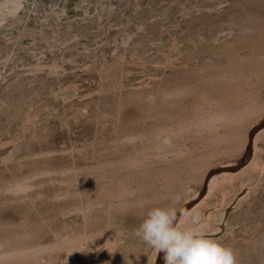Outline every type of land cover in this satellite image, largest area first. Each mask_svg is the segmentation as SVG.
<instances>
[{
  "label": "rangeland",
  "instance_id": "374dc122",
  "mask_svg": "<svg viewBox=\"0 0 264 264\" xmlns=\"http://www.w3.org/2000/svg\"><path fill=\"white\" fill-rule=\"evenodd\" d=\"M14 2L0 241L48 248L0 264H164L133 230L176 194L264 264V0Z\"/></svg>",
  "mask_w": 264,
  "mask_h": 264
},
{
  "label": "clouds",
  "instance_id": "9594fccd",
  "mask_svg": "<svg viewBox=\"0 0 264 264\" xmlns=\"http://www.w3.org/2000/svg\"><path fill=\"white\" fill-rule=\"evenodd\" d=\"M169 199L164 206L146 202L147 211L133 230L145 245L163 253L164 264H237L232 247L208 236L202 213L180 210L178 217L183 197L176 194Z\"/></svg>",
  "mask_w": 264,
  "mask_h": 264
},
{
  "label": "bare ground",
  "instance_id": "6f19581e",
  "mask_svg": "<svg viewBox=\"0 0 264 264\" xmlns=\"http://www.w3.org/2000/svg\"><path fill=\"white\" fill-rule=\"evenodd\" d=\"M18 3L14 2V0H10L8 3H0V19L3 18L7 13H13L14 9H16ZM164 131V130H163ZM131 138V136H130ZM131 140V139H129ZM18 184V183H17ZM15 185V184H14ZM22 185V184H21ZM17 186V185H16ZM15 187V186H14ZM10 187H8L9 189ZM19 187L17 186V189ZM7 189V190H8ZM13 189V187H11ZM23 189V188H22ZM21 190V189H20ZM14 194V193H13ZM81 236V235H80ZM79 236V237H80ZM67 237V236H66ZM22 237H20L21 239ZM4 239V238H3ZM2 239V240H3ZM26 238H24L25 240ZM78 239V238H77ZM23 240V239H22ZM79 240V239H78ZM9 241V240H8ZM21 241V240H20ZM84 241V240H83ZM6 242V241H5ZM4 242V243H5ZM68 242V241H67ZM23 243V242H22ZM82 243V242H81ZM54 244V243H53ZM69 244V243H68ZM36 247V246H35ZM72 247V246H71ZM3 247L2 241H0V261H15V260H30L36 257L37 254H40L42 250L47 249L48 247L38 246L36 248L29 246H12V247ZM50 248V247H49ZM52 249V248H51ZM47 252V251H46ZM52 252V251H51ZM38 257V256H37ZM13 261V262H14ZM12 262V263H13ZM4 263V262H3ZM8 263V262H7ZM33 263V260H32ZM36 263V262H35ZM25 264V263H24ZM28 264V263H26ZM45 264V263H44ZM49 264V263H48ZM71 264V263H69Z\"/></svg>",
  "mask_w": 264,
  "mask_h": 264
}]
</instances>
